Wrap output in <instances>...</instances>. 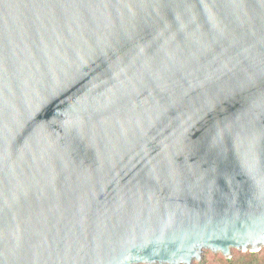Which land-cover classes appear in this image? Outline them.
<instances>
[{
  "label": "water",
  "instance_id": "1",
  "mask_svg": "<svg viewBox=\"0 0 264 264\" xmlns=\"http://www.w3.org/2000/svg\"><path fill=\"white\" fill-rule=\"evenodd\" d=\"M213 246L264 247V0H0V264Z\"/></svg>",
  "mask_w": 264,
  "mask_h": 264
},
{
  "label": "trees",
  "instance_id": "2",
  "mask_svg": "<svg viewBox=\"0 0 264 264\" xmlns=\"http://www.w3.org/2000/svg\"><path fill=\"white\" fill-rule=\"evenodd\" d=\"M191 264H264V247L253 252L232 249L229 258L223 256L220 252L206 250L199 260H194Z\"/></svg>",
  "mask_w": 264,
  "mask_h": 264
},
{
  "label": "clouds",
  "instance_id": "3",
  "mask_svg": "<svg viewBox=\"0 0 264 264\" xmlns=\"http://www.w3.org/2000/svg\"><path fill=\"white\" fill-rule=\"evenodd\" d=\"M260 245H261V241L259 239H255V240L249 239V240H245V241L239 243L238 245H233V247L237 248V249L247 250L249 248H257ZM212 250L214 252H220L225 256L231 255L230 250L226 252L222 247H219V246H213Z\"/></svg>",
  "mask_w": 264,
  "mask_h": 264
}]
</instances>
